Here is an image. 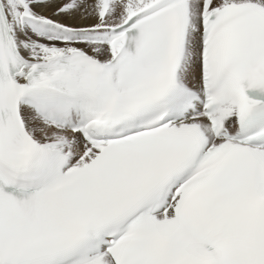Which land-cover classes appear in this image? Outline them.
I'll return each mask as SVG.
<instances>
[{
  "label": "snow or ice",
  "instance_id": "6c2138e0",
  "mask_svg": "<svg viewBox=\"0 0 264 264\" xmlns=\"http://www.w3.org/2000/svg\"><path fill=\"white\" fill-rule=\"evenodd\" d=\"M0 264H264V0H0Z\"/></svg>",
  "mask_w": 264,
  "mask_h": 264
}]
</instances>
